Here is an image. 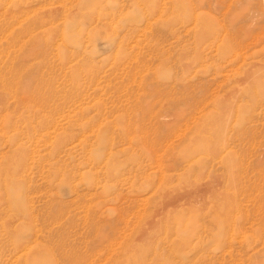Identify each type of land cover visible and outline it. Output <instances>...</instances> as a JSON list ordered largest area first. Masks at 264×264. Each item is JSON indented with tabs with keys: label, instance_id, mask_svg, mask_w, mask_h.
<instances>
[{
	"label": "rangeland",
	"instance_id": "374dc122",
	"mask_svg": "<svg viewBox=\"0 0 264 264\" xmlns=\"http://www.w3.org/2000/svg\"><path fill=\"white\" fill-rule=\"evenodd\" d=\"M0 264H264V0H0Z\"/></svg>",
	"mask_w": 264,
	"mask_h": 264
}]
</instances>
